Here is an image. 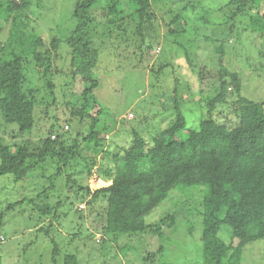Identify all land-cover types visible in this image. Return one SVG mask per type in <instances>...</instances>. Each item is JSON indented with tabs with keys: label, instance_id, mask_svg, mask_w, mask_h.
<instances>
[{
	"label": "trees",
	"instance_id": "1",
	"mask_svg": "<svg viewBox=\"0 0 264 264\" xmlns=\"http://www.w3.org/2000/svg\"><path fill=\"white\" fill-rule=\"evenodd\" d=\"M46 1L0 0V176L11 175L15 181L31 183L38 178V174H33L37 170L52 189L57 188L55 180H59L62 191L70 187L76 197L83 191L88 207L97 208L91 220L98 221V225H93L94 231L88 227L87 236L90 239L95 232L103 234L99 247L104 264L116 258L119 251L124 254L122 245L117 251L108 246L110 242L118 243L122 236L137 238L144 247L149 240L147 234H156L163 241L164 227L176 226L177 213L168 212L153 223H147L145 217L173 190H188L189 197L200 199L201 264H243L245 248L264 240V97L254 99L245 94L242 74L228 67L226 55L231 50L240 55L239 45L246 31L264 38V0L226 2V37L215 47L217 82L204 101L196 100L198 110L201 106L205 109L196 126L188 125L185 107L194 101L191 83L177 76L175 64L163 61L151 68L150 88L159 90L156 101L142 100L132 105V117L120 119L123 126L127 122L131 126L116 130L118 117L97 95L101 78L96 69L106 44L94 37L91 28L95 18L91 9L99 0L74 1L73 28L66 37L70 49L68 71L52 63L53 54L59 55V37L54 35L47 42L39 30L42 14L47 12ZM131 1L134 12L127 20L137 25L136 34L141 36L137 46L144 56L143 26L152 23L153 4L152 0ZM190 2L170 21L168 39L172 47L183 50L192 72L198 74L196 54L177 38L193 33V19L188 17V11H196L197 2ZM106 5L107 24H117L119 0H106ZM207 15L205 12L206 24ZM241 18L248 19V23L242 26L238 21ZM191 38L197 40L195 36ZM206 39L213 40L210 36ZM153 45L150 43L146 50H153ZM30 70L35 72L34 77L29 76ZM78 79L82 82L81 90L75 88ZM147 106L151 109L146 110ZM220 106L227 107L225 113L221 109L218 112ZM189 111L193 112L192 108ZM109 118L115 124L110 125ZM156 120L161 123L155 125ZM105 132L127 133L130 144H123L121 152L112 153L104 149ZM38 133L37 140L30 138ZM146 133L151 135L150 139ZM94 172L111 183L92 191L83 181ZM29 176L32 178L27 179ZM47 190L43 186L38 193V199H44V203L31 200L36 201L40 215L56 219L67 216L57 214L66 203L61 201L62 195L58 194L59 199L52 203ZM22 201L0 213V230L5 213ZM74 211L83 218L81 214L86 210ZM189 232L193 234V227ZM81 234L74 230L67 237L74 240ZM53 245L51 264H82L76 252L62 253L55 239ZM144 250L138 253L147 264L162 255L165 246L160 244L152 252ZM261 255L264 264V250Z\"/></svg>",
	"mask_w": 264,
	"mask_h": 264
},
{
	"label": "rangeland",
	"instance_id": "2",
	"mask_svg": "<svg viewBox=\"0 0 264 264\" xmlns=\"http://www.w3.org/2000/svg\"><path fill=\"white\" fill-rule=\"evenodd\" d=\"M74 1L47 0V12L42 14L44 18H41L42 23L39 29L45 35L47 42H50L54 35L59 37L61 41L59 55L53 54L51 59L53 65L65 71H68L70 62V49L66 37L74 23L72 19ZM190 1L152 0L153 5L150 11L154 18L152 23H145L143 26L142 54L144 56H141L140 48L137 46V43L139 44L141 41V36L136 34L138 33L137 25L131 20H127L134 12L131 0H119V15L117 16L119 22L111 26L107 24L106 17H104V14L107 13L106 0H99L97 6L91 9L92 16L95 17L91 25L92 33L94 37L103 39L106 43L101 54V61L96 69V74L101 78V86L97 89V95L108 110L118 117L115 130L121 126L124 128L131 126L128 122L123 126L120 119L127 117L129 120L132 117L133 112L130 111L132 105H137L142 100L156 101L159 90L156 89L155 91L150 88V84L153 82L151 68L154 63L156 66V63L163 61L175 64L177 76L190 82L194 89L195 93L192 94L194 101L185 104L188 125L190 127L196 126L199 115L205 113L202 106L201 110H198L199 106L196 100L202 99L204 101L217 82L215 77L219 67L215 59V47L219 45L220 39L226 37V28L223 24L228 20L229 13L225 6L228 0H194L197 2V10L188 11L191 12L188 17L190 15V18L193 19V23L190 24V31H193L192 36L184 34L177 36L178 40L191 46V52L196 54L198 74L204 72L203 76H198L197 73L192 72L183 50L179 51L180 47L177 46L172 47L168 39H171L168 37L171 29L170 21L177 13L184 11L183 9L191 3ZM205 12L209 14L206 17L209 20L207 24L203 22ZM238 21L242 26L248 23L246 18H241ZM104 33L106 36H103ZM194 36L197 37V40L195 41L194 38L191 41V37ZM207 36L212 37L213 40L206 39ZM241 42L242 44L239 45V48H242L240 55L233 53L232 50L227 53V65L230 69L242 74L247 96L254 99L263 98L264 38L256 33L246 31ZM150 43L154 44V48L147 51L146 48ZM234 43L233 39L232 45ZM34 74V71H29L30 77H34ZM75 88L81 90L82 82L80 79L77 80ZM160 100H164L163 97ZM199 104L203 105L204 103ZM139 107L136 109L140 112ZM149 108L147 106L146 110L151 109ZM189 108H192L193 112L189 111ZM226 108V106H220L218 112L221 109V112L225 113ZM139 115L143 116L142 113ZM108 121L111 123L110 125L115 124L113 119L109 118ZM159 122L156 120L155 125H158ZM64 129L66 130L67 126ZM38 136L39 133L30 136V138L37 140ZM104 136L107 140L104 149H109L112 153L121 152L123 144H130L127 133L105 132ZM146 136L148 139L151 138L148 133ZM6 137L10 139L8 135ZM151 143L149 141V144ZM98 159L100 160V157ZM33 174H38V178L31 183L24 180L15 181L11 175L0 176V213L5 211L9 205L23 200L22 203H18L8 210L3 217V226L0 230V255L3 264H51L53 239L61 247L62 253L66 251L76 252L82 264H104V254L99 247L103 234L95 232L94 237L90 239L87 236L90 232L87 230L88 227L94 231L93 225H98V221L92 222L91 220L97 214V208L91 210L88 207L87 201L83 197V191H80L79 197L72 193L70 187H66L65 191H62L60 190L63 187L62 182L59 180H55L57 188L52 189L47 179L44 176L40 177L37 170ZM29 178L32 177L29 176L27 179ZM83 183L89 184L90 189L94 191L109 185L111 182L104 181L98 172H94L91 177L84 179ZM42 185L48 187L46 191L49 195L48 201L56 203L59 199L57 195H62L61 201L66 203L65 206L59 208L57 214L66 213L67 216L64 214L61 218L56 219L53 216L43 217L40 215L35 204L36 201L40 204L44 203V199H38V193L43 188ZM187 192L188 190L184 191L179 188L173 190L166 200L162 201L145 217L147 223H153L162 219L168 212L177 213L176 226L173 228L164 227L163 241H160L156 234H147L145 237L149 240L144 247V244H141L137 238L122 236L118 243L110 242L111 245L108 246H112L113 250L117 251L119 245H122L126 252L124 251V254L120 251L117 252V257L110 261L107 260L105 264H144L143 260L140 259L138 250L144 252L146 248L151 252L156 251L163 243L165 246L164 253L158 255V258L152 263L147 264H201L202 243L199 239L201 237V224H198L201 221L198 213L200 199L189 197ZM189 193L192 195V191ZM32 199L36 200L35 203L31 201ZM72 202H74V206H70ZM98 206L97 203L96 207ZM75 208L86 210L81 214L83 218H80L79 213L74 211ZM84 215L89 216V218L85 219ZM192 227L193 234L189 232V228ZM74 230H80L82 234L77 239L71 240L67 236L70 237L69 234ZM108 237L110 238V236ZM27 245L30 246L26 247ZM261 250H264V240L249 244L245 248L243 264H263Z\"/></svg>",
	"mask_w": 264,
	"mask_h": 264
}]
</instances>
